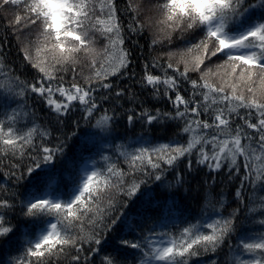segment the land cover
<instances>
[{"label": "snow or ice", "instance_id": "6c2138e0", "mask_svg": "<svg viewBox=\"0 0 264 264\" xmlns=\"http://www.w3.org/2000/svg\"><path fill=\"white\" fill-rule=\"evenodd\" d=\"M0 264H264V0H0Z\"/></svg>", "mask_w": 264, "mask_h": 264}, {"label": "trees", "instance_id": "16d2710c", "mask_svg": "<svg viewBox=\"0 0 264 264\" xmlns=\"http://www.w3.org/2000/svg\"><path fill=\"white\" fill-rule=\"evenodd\" d=\"M234 31H235V30H234ZM132 39H133V40H134V39H138V37L133 36ZM140 43L143 44L144 41H143V40H140ZM149 43H150V40H149ZM128 46L131 47V41H128ZM136 57H137V62L140 63V64H142V63H143V57L140 56V49H139V48L136 49ZM10 70H11V69L9 68V69H6L5 71H10ZM139 71H140V68H137V72H139ZM36 107L38 108L39 106L37 105ZM43 115H44V113L41 112V113H40V116L43 117ZM83 131L86 133V132H88V131H90V130L87 129V128H84ZM117 131L123 132L124 129H123V128H118ZM137 131H139V128H137ZM77 135L79 136L80 133H78ZM4 163L7 164V163H9V161H8V160H5ZM205 170H207V169H205ZM36 171H39V169H37ZM23 183H24L25 186H27L28 181L26 180V181H24ZM193 183H195V181H193ZM21 191L23 192L24 189L22 188ZM74 194H75V190L72 189V188H69V189H64V190H62V191L58 194V196H59V198H61V199H65V200H67V199H70L71 196L74 195ZM54 195H55V194H54ZM181 195H182V193H181ZM188 203L191 204L192 202H191V201H188ZM233 206H235V205H233ZM36 234H37V231H36V232H29L28 235L26 236V238L29 239V240H33V241H35V240H36Z\"/></svg>", "mask_w": 264, "mask_h": 264}, {"label": "rangeland", "instance_id": "374dc122", "mask_svg": "<svg viewBox=\"0 0 264 264\" xmlns=\"http://www.w3.org/2000/svg\"><path fill=\"white\" fill-rule=\"evenodd\" d=\"M42 235V231H37L36 234V240H38L40 238V236Z\"/></svg>", "mask_w": 264, "mask_h": 264}]
</instances>
